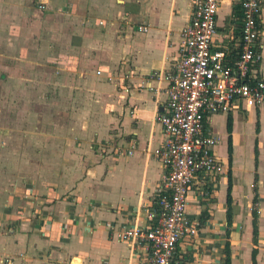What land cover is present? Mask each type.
Listing matches in <instances>:
<instances>
[{
	"label": "crops",
	"instance_id": "obj_1",
	"mask_svg": "<svg viewBox=\"0 0 264 264\" xmlns=\"http://www.w3.org/2000/svg\"><path fill=\"white\" fill-rule=\"evenodd\" d=\"M189 12L187 0H0V94L19 86L27 111L29 96L53 91L67 96L59 108L70 112L68 150L55 152L37 179L0 194V264L141 263L143 248L119 236L149 224L164 172L153 154L163 141L155 122L165 106L162 76ZM216 13L213 49L237 33L240 0H219ZM260 21L264 79V3ZM205 128L217 138L223 173L190 186L185 214L196 233L177 242L171 261L223 264L227 244L229 264H251L252 250L264 264V104L212 114Z\"/></svg>",
	"mask_w": 264,
	"mask_h": 264
},
{
	"label": "built area",
	"instance_id": "obj_2",
	"mask_svg": "<svg viewBox=\"0 0 264 264\" xmlns=\"http://www.w3.org/2000/svg\"><path fill=\"white\" fill-rule=\"evenodd\" d=\"M189 16L180 29L175 61L163 74L165 106L156 115L163 141L153 151L162 168L144 228H122L120 238L141 246L140 264H173L175 245L196 233V222L185 214L193 184L203 185L223 173L214 154L215 135L205 128L212 114H229L264 104V79L257 68L261 51L260 12L264 0H240L237 33L216 42L219 0H187ZM145 33L146 28L139 27Z\"/></svg>",
	"mask_w": 264,
	"mask_h": 264
},
{
	"label": "rangeland",
	"instance_id": "obj_3",
	"mask_svg": "<svg viewBox=\"0 0 264 264\" xmlns=\"http://www.w3.org/2000/svg\"><path fill=\"white\" fill-rule=\"evenodd\" d=\"M7 85L8 88L4 90L14 92L6 97L0 94V194L3 199L8 188L19 190L28 178L37 179L38 174L35 173L38 168L40 172L53 165L55 152L68 150L67 122L70 118L67 109L59 108L67 96L42 90L41 95L29 96L31 105L26 111L20 107L22 94L18 92L19 86L12 88L10 84ZM55 101L60 104H52ZM52 106L55 107L54 111ZM62 107L66 108V105ZM59 120H64L60 124L62 126L55 127ZM31 169L34 170L32 174L28 173Z\"/></svg>",
	"mask_w": 264,
	"mask_h": 264
},
{
	"label": "trees",
	"instance_id": "obj_4",
	"mask_svg": "<svg viewBox=\"0 0 264 264\" xmlns=\"http://www.w3.org/2000/svg\"><path fill=\"white\" fill-rule=\"evenodd\" d=\"M226 133H227V156L228 159L230 158L231 155V145H230V131H231V119L228 116L226 119ZM255 161V160H254ZM229 203H230V198H229V186L227 189V194H226V205H227V211H226V217H229ZM252 204H255V196L252 200ZM251 217H252V221H251V228H252V242L255 243L256 240V236H257V228H256V212L255 210H251ZM254 256H255V250L251 251V264H255L254 261ZM229 249H228V245L225 244L224 245V259H223V264H229Z\"/></svg>",
	"mask_w": 264,
	"mask_h": 264
}]
</instances>
